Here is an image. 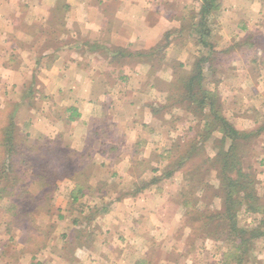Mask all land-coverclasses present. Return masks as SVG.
Returning a JSON list of instances; mask_svg holds the SVG:
<instances>
[{"label":"crops","instance_id":"crops-1","mask_svg":"<svg viewBox=\"0 0 264 264\" xmlns=\"http://www.w3.org/2000/svg\"><path fill=\"white\" fill-rule=\"evenodd\" d=\"M218 2V9L200 21L202 0H0V43L13 45V50L0 51L9 58L0 64V76L11 74L13 64L9 60H18L16 54L29 55L30 60H40L31 71L43 82L42 87L13 85V91L21 92L15 100L13 119H19V111L25 107L31 122L59 120L83 145L92 143L97 163L105 159L100 157L109 163L105 155L109 150L110 155L119 156V165H128L130 176L138 169L129 162L139 154L129 141L148 149L153 146L151 141L163 140L157 130L161 125L159 111L166 102L159 86L162 79L171 82L175 69L189 73L197 59L212 54L219 59L212 69L205 66L204 85L219 96L226 118L238 130L264 127V65L254 45L258 44L257 34L264 30L263 0ZM46 60L52 63L47 66L43 63ZM29 70L25 69L27 74ZM40 90L41 96L45 91L54 102L53 117L47 113L46 104H38L50 100L37 98L35 93ZM244 92L247 97L242 99ZM10 100L6 98L3 107ZM97 119L105 120L100 129H96ZM105 142L109 145L103 146ZM260 168L264 172V165ZM115 171L111 179H91L87 185L109 188L114 182L121 188L124 180L121 172ZM176 176L174 172L168 181L177 185L180 181ZM133 181L131 187L111 199L113 210L101 213L96 232L88 229L85 235H74L69 231L62 236L68 243L46 248L45 259L38 263L172 264L167 255L159 262L146 258L158 242L153 226L155 219L165 215V200L159 198L156 208H144L149 197L144 195L145 182L138 178ZM87 193L81 197L89 205L87 209L100 213L98 207L90 206ZM108 193L94 204L109 199ZM151 201L154 206L152 197Z\"/></svg>","mask_w":264,"mask_h":264},{"label":"rangeland","instance_id":"rangeland-1","mask_svg":"<svg viewBox=\"0 0 264 264\" xmlns=\"http://www.w3.org/2000/svg\"><path fill=\"white\" fill-rule=\"evenodd\" d=\"M257 36L259 45L256 50L262 54L263 49L260 47L259 41L264 46V30L258 33ZM12 46L11 43H3L2 41L0 43V51H6L7 48L9 51L13 50ZM9 51L7 54L10 53ZM16 55L20 57L18 60L16 58L9 60L13 64L11 74L9 76H0V179L7 177L13 183L16 182V188L11 193H0V264H37L41 258L45 259L43 255L46 248L53 247L56 249L68 243V239H64L62 236L64 234L68 235L69 231H73L72 234L74 235H85V230L88 229L92 233L96 232L101 224V220L98 219L101 213L103 214L109 209L110 211L113 210L111 199H116L124 190L131 187L133 180L137 178L141 183L145 182L143 185H146V187H144L143 191H147L144 192V195L149 196L145 200L146 207L144 208H156L159 198L162 201L165 200V215L162 219H155L156 224L153 226L154 235L155 238H158V242L153 244V251L150 254L148 253L146 258H152L159 262L161 261L160 259L165 260L167 255L168 260H172V264H226L224 255L235 247L238 241L236 242L232 236L233 233L225 216L218 220L217 218L216 220L213 219V216L217 213L222 212L224 215L225 209L218 172L211 164V162L217 160L222 134L219 132L208 134V119H202L201 117V119H187L186 113L191 114L195 118L199 115L197 108L194 105L189 107L190 102L187 99L177 102L176 98L173 97L174 94L178 96L180 94V92L179 94L176 93L177 89L174 87L178 82V77L182 74H187V72L175 69L171 82L162 79L159 86L163 89L162 94L166 96V102L164 101L166 104L164 103L161 108H165L159 111L158 117L161 119L158 120L161 125L157 130L163 140H161V143L151 141L153 146L148 149H145L139 143H135V141H129V144L133 145L134 150L139 154L137 157L131 158V162H129L138 169L136 174L131 173L130 176H127L126 167L128 165H119V156L110 155V151L106 150L108 153L105 155L108 156L109 163L106 161V157H100L105 159L103 162L102 160L99 161L98 164V157H96V150H94L92 143L88 142L83 145L81 141L77 140V136L74 135V137L68 134L69 130L59 120L42 119L41 122H38L35 119L34 122H31L33 119L26 118L28 109L22 107L19 111V119H15L17 127H19L16 141L21 142L22 135L26 133H29L32 137L31 139L35 141H57L58 153L52 159V164L58 167L59 170L65 168L66 164L63 156L67 154L70 160L69 165L75 171V174H73L76 178L71 176L72 179L58 180V188H56L53 200L50 203L45 199L46 189L41 187L38 182L39 178L30 169L23 167V164H21V160L24 158L22 153H25L33 157V166L36 167L40 163V152L34 148L28 151L24 147V150H16L18 152L15 151V154L11 155L14 157L18 156L14 161V157H9V159L6 157L7 148L5 143L10 138L5 137L4 133L9 128H6L8 119H10L8 116L15 111L14 105L17 103L15 100L19 99L21 94V92L13 91V85H16V83H27L29 85L35 83L36 87H42L43 85V82L31 71L35 67V62L40 60H30L28 58L29 55H26L27 58L26 56L22 57L21 54ZM7 58L8 56H1L0 54V64L6 63L8 61ZM43 63L48 66L52 61L46 60ZM38 66L40 65L38 64ZM25 69H30L28 74ZM157 78L159 77L157 76ZM7 86L10 89L9 92L7 91ZM45 94L47 95L44 91L43 96H41V90L35 93L37 98H49V95L45 96ZM243 95L245 96L243 98L241 96V98L245 99L247 97L246 92ZM8 97L11 99L10 103L7 107H3L5 99ZM38 104H46L47 113L50 117L54 116L56 110L51 108L54 105L51 99L38 102ZM256 104L260 106L259 101H256ZM223 114L225 116L224 108ZM167 116L168 119L166 118ZM227 120L234 126L229 119ZM95 122H97V125L95 124L97 126L96 129H100L103 127L105 120L97 119ZM120 127L123 126L120 125ZM66 132L69 137L71 136L70 138H68ZM203 134L206 138L204 147H202V143L195 145L194 152L196 155L193 160L182 168L174 167L173 164H175L174 162L179 156V149L181 147L184 148L191 141L200 142ZM263 136L264 134L255 139L251 146L244 151V156H246L245 168L251 166L255 172V196L264 203V172H261L260 168V165H264ZM102 145L107 146L109 144L105 142ZM239 145H244V143H239ZM229 146L230 141H227L226 147ZM170 150L173 151L171 155ZM143 155L146 156L144 157ZM115 165L118 168L113 167ZM103 167L107 169H103ZM9 168H11V171ZM115 169H118L117 173L121 172L120 176L124 180L121 185L124 186L120 188L119 184H114L113 182L109 188H105L102 185L99 188H90L88 193L86 191L89 202L92 201L90 206L93 208L98 207L100 213L95 214L96 212L93 209H87L89 205L83 198L78 203H73L72 193L76 185L88 184L91 179L97 181L102 177V179L109 180L112 178V174L116 173ZM167 170H174L180 183L176 185V182L171 181V179L168 181L169 177L163 176ZM152 184L158 185L149 187ZM140 189L142 190V188ZM22 190L27 193L23 200L17 197L18 193H20L19 191ZM105 193L109 194L106 197L109 199L94 204ZM32 197L34 198L30 200L29 198ZM151 197L155 202L154 206L153 204L150 205ZM13 205L22 206L23 211H13ZM172 211H176L177 217H174L176 214L172 215ZM15 212L17 216L14 214ZM192 213H194V218H192ZM202 213L206 216V226H202L203 222L201 219L205 218H200ZM235 219L241 229L253 231L261 226L264 229V211L260 213L251 212L246 207L239 211ZM75 220L78 222H75ZM250 241L249 251H241L239 255L244 257L242 264H264V236L253 238Z\"/></svg>","mask_w":264,"mask_h":264},{"label":"trees","instance_id":"trees-1","mask_svg":"<svg viewBox=\"0 0 264 264\" xmlns=\"http://www.w3.org/2000/svg\"><path fill=\"white\" fill-rule=\"evenodd\" d=\"M218 4V0H202V8L199 12L200 21L207 20L208 17L218 9ZM205 34L207 36H210L207 31L205 32ZM247 41L245 40L243 44ZM201 42L204 44V47H207V43L205 40H202ZM259 42L260 47L263 49L260 62L262 65H264V46L261 45V41ZM254 45L258 47L259 43H254ZM211 51L213 52V50ZM218 59L219 56L216 58H212V54L209 58L202 56L201 58L197 59L190 73L182 74L178 77V82L176 83V85H174V87H176L177 89L176 93L179 94L180 92V94L179 96L177 94H174L173 97L176 98L177 102L182 101L183 99H187V101L190 102L189 107L191 105H194L197 108V113L200 115H198L199 117H201L202 119H208V134H211L212 132H219L222 134L221 146L217 154V160L215 162H211V164L214 168L217 169L218 172V178L220 179L221 189L223 191L222 195L224 199L223 203L225 209L224 215L222 214V212L217 213L215 216H213V219L216 220L217 218L218 220L222 216H225L230 225V230L233 233L232 236L234 237L236 242L238 241V244L235 247L231 248L229 252L226 253V255H224V257L226 258V264H242L244 261V257L239 256L241 251L248 252L249 244L251 243L250 240H252L253 238L264 236V229L262 226L253 231H247L245 229H241L237 225L235 219L239 214V211L246 207L251 212L260 213L264 211V203L255 196V172L253 171V168L251 166L245 168L246 156H244V151H246L247 148L251 146L255 139H258L264 134V127H258L254 131H240L226 119L223 114V106L221 104L219 96L216 93L207 90L204 85L205 66H208L209 69H212L213 62L217 61ZM33 85H35V83ZM13 113L8 116V118L10 117V119H8L9 126H7V124L6 128H9L6 129L7 131L6 133H4L5 137L7 136L10 138L5 143V147L7 148L6 157L8 159L9 157H14L11 155L15 154L16 150H24V147L28 151L34 148L38 150V152H40V163L37 164L36 167L33 166V157H30L25 153H22V156H24V158L21 160V164H23V167H27L28 169H30L31 172L37 178H39L38 182L40 183L41 187L43 189H46L45 199L47 202L51 203L55 194V190L56 188H58V180H64L66 178L72 179V177L76 178L74 175L75 171L71 169L69 165L70 160L67 154H63L64 162L66 164L65 168L59 170L58 167H55V165L52 164V159L58 153L57 141H35L31 139L32 137L29 133L22 135V143L16 141L18 139L17 134H19V132H17V130H19V127H17L18 125L15 122V119H13ZM201 137L202 139L200 142L191 141L187 143L184 148L181 147L179 149V156L176 158V161L174 162L175 164H173L174 167L182 168L188 162H191L193 160L194 156L196 155V153L194 152L195 145H199L200 143H202L201 145H203L202 147H204V141H206V138L204 134L201 135ZM227 141H230L229 147H226ZM239 143H244V145H239ZM172 152L173 151L170 150V155L172 154ZM16 157L18 156H15L13 158V161L16 159ZM9 169L11 171V168ZM173 174L174 170H167L163 176L171 177ZM0 183L1 194H9L16 188V182L13 183L11 179H8L7 177L0 179ZM22 186L24 187V185ZM73 189V203H78L81 197L84 196V194L90 189V187L89 185L83 183L76 185V187ZM19 192L20 193H18L17 197L22 200L25 199V194H27L26 191L22 190ZM33 198L34 197L29 199L32 200ZM12 210L23 211V208L22 206L13 205ZM14 214L17 216L16 212ZM203 214L204 213L201 214L202 216H200V218L205 217L201 220L203 222L202 226H206V216ZM194 217V213H192V218Z\"/></svg>","mask_w":264,"mask_h":264}]
</instances>
